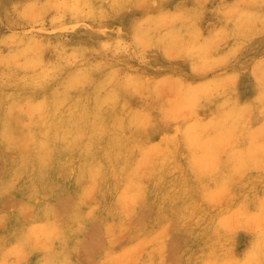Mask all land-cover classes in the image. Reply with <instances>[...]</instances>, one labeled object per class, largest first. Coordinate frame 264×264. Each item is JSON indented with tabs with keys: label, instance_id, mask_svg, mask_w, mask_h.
<instances>
[{
	"label": "rangeland",
	"instance_id": "1",
	"mask_svg": "<svg viewBox=\"0 0 264 264\" xmlns=\"http://www.w3.org/2000/svg\"><path fill=\"white\" fill-rule=\"evenodd\" d=\"M0 264H264V0H0Z\"/></svg>",
	"mask_w": 264,
	"mask_h": 264
},
{
	"label": "bare ground",
	"instance_id": "2",
	"mask_svg": "<svg viewBox=\"0 0 264 264\" xmlns=\"http://www.w3.org/2000/svg\"><path fill=\"white\" fill-rule=\"evenodd\" d=\"M62 57V56H61ZM48 145V144H47ZM44 146V145H43Z\"/></svg>",
	"mask_w": 264,
	"mask_h": 264
}]
</instances>
